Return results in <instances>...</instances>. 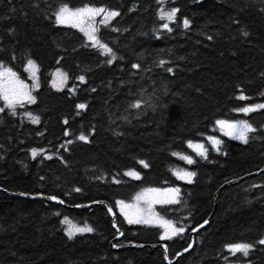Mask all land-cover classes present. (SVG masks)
Segmentation results:
<instances>
[{"label":"trees","instance_id":"obj_1","mask_svg":"<svg viewBox=\"0 0 264 264\" xmlns=\"http://www.w3.org/2000/svg\"><path fill=\"white\" fill-rule=\"evenodd\" d=\"M62 3L120 12L98 33L113 50L111 64L78 29L56 25L53 13ZM161 7L180 9L171 33L160 28ZM261 9L264 0H0V62L29 81L25 66L32 59L40 82L35 104L18 107L15 116L0 112V264H168L160 229L127 226L118 217L124 235L117 239L104 203L114 208L144 188L178 186L173 152L195 157L197 175L179 186L180 204L160 210L185 229L165 242L172 264H264L258 243L264 236V110L246 118L233 111L264 101ZM184 18L191 22L187 30ZM57 69L68 74L62 91L51 86ZM241 93L250 99H237ZM137 101L140 107H132ZM79 103L87 107L77 109ZM242 118L256 129L247 144L214 129L217 119ZM209 135L222 141L220 151L207 145V159L194 156L187 141L202 143ZM33 148L42 150L35 158ZM129 170L142 178L125 176ZM23 195L56 196L64 205ZM77 204L82 208L71 209ZM65 217L95 231L69 240ZM204 221L192 250L177 258ZM236 242L254 245L247 258L226 251Z\"/></svg>","mask_w":264,"mask_h":264},{"label":"snow or ice","instance_id":"obj_2","mask_svg":"<svg viewBox=\"0 0 264 264\" xmlns=\"http://www.w3.org/2000/svg\"><path fill=\"white\" fill-rule=\"evenodd\" d=\"M157 3L163 4L164 0H157ZM35 6V5H34ZM264 11V9H261ZM180 9L178 7H171L170 9H165L161 7L158 9L157 16L160 21L163 23L160 25V28L166 30L171 33L173 28L170 26L177 21V14ZM103 14V20L100 22L107 26L114 18L120 15L119 11L112 10L107 8L106 6L97 7L91 4H84L83 6L73 8L68 3H62L59 8L53 13L55 17V23L57 26H69L75 29H78L81 33L84 34L87 41L91 43L93 47H98L101 50V54L111 56L112 59L107 61L108 64L112 63V60L115 59V55L113 50L106 44L101 41V38L98 36L100 31L96 25V17L101 16ZM190 20L188 18L183 19V28H190ZM112 31H119V29L113 28ZM244 35H248V33H244ZM159 38V36H157ZM211 39V37H208ZM83 47H87V44L82 45ZM15 59V56H13ZM166 62L161 60L159 62V66H163ZM132 68L139 69V64H132ZM25 71L29 72L30 78L33 80V84L29 87L18 74L13 71L11 67L5 66L3 62H0V100L3 101V107H0V112H4L5 108L10 110L11 115L15 116L16 109L18 107H24L25 104H35L37 102V97L32 93L34 90L39 89L40 82L39 77L37 76L38 66L32 60L28 59L27 64L25 66ZM167 72L171 73L173 69L168 67L166 69ZM53 79L51 81V86L57 91H62L63 86L67 83L68 74L62 72L60 69H57L55 73L52 74ZM78 79L83 83L85 82V77L83 75L79 76ZM95 91V89H93ZM239 100H247L249 97L245 96L241 93L237 96ZM87 107L84 103H79L76 105L77 109H85ZM132 107L139 108L140 102L137 101ZM264 109V103H256L253 105H247L243 107L234 108L233 111L237 113H243L245 115ZM26 116L31 123L39 124L40 118L39 116L33 115L31 112H25L23 114ZM64 123L67 125L68 120L65 119ZM216 126L220 128L223 135L228 136L230 139L239 140L243 144H247L249 142L250 133L256 131L253 125L246 119H237V120H227V119H217L215 121ZM65 136L69 135L67 131L64 133ZM206 139L212 144V146L220 151V145L222 141L217 139L215 136H207ZM79 140L88 143V137L81 134L79 136ZM71 143V141H68ZM187 146L197 152V154L204 159L208 158L207 149L203 144L193 143V141H187ZM38 150L33 148L31 150L32 157L35 158L37 156ZM172 155L177 156L180 159H183L187 162V164H194L195 161L187 155H182L178 152H173ZM47 159H51V156L46 157ZM139 163L144 167L148 168L149 164L144 160H140ZM124 175L130 177L134 180H140L141 174L135 170H129L124 172ZM173 175L176 176L178 180L184 181L188 184L193 183V178L197 175L194 171H173ZM114 182L119 184L120 180L114 179ZM75 191L80 192V188H76ZM47 199L56 201L57 203L63 204L64 201L58 199L56 196H49ZM134 204H127L123 200H117L116 206L119 207L121 215L127 221L129 225H145V226H159L163 229L162 234L160 235V239L170 240L173 237L182 234L185 232L183 227H177L172 220L163 218L159 213L154 211L153 206L156 204L160 205H178L181 201V189L179 187H169V188H153L148 187L142 189L138 192L134 197ZM142 205H146L143 207ZM83 205L77 204L76 207H82ZM129 209H135L134 212L129 211ZM108 212L113 213V208L108 207ZM62 224H69L70 227L65 228V235L69 240L73 239L78 234L92 233L95 229L87 224L84 226H77L75 224H71L67 217L61 221ZM205 224L208 221H204ZM113 228H116L119 235L123 236L124 233L120 231L117 227V223L114 221L112 224ZM203 226V225H202ZM258 243L260 245H264V238L259 239ZM114 248L120 247L118 244H113ZM191 247V245H189ZM225 249L231 255L235 256L236 254H242L243 257L247 258L250 254V251L254 247L253 244L247 242H236L226 244ZM165 256L164 259L168 260V264H172L169 260L167 252L168 247L164 245ZM185 251H188L186 248ZM227 259V258H226Z\"/></svg>","mask_w":264,"mask_h":264},{"label":"rangeland","instance_id":"obj_3","mask_svg":"<svg viewBox=\"0 0 264 264\" xmlns=\"http://www.w3.org/2000/svg\"><path fill=\"white\" fill-rule=\"evenodd\" d=\"M103 20V14H101V16H98V17H96V25L95 26H97V24L98 23H100L101 21ZM99 25H104V24H102V23H100ZM30 73L28 72V80H30V83H29V81H27V80H24L23 78H20V79H22L26 84H28L29 86L30 85H32L33 84V80L30 78ZM66 86V84L63 86V88ZM262 103H264V101L262 102ZM261 110H264V109H260V110H257V111H254V113H256V112H259V111H261ZM251 113H253V112H251ZM251 113H249V114H251ZM241 115V114H240ZM242 115H245V114H243L242 113ZM248 115V114H247ZM246 115V116H247ZM214 129L216 130V132H218L220 135H222V136H225V135H223V133H222V131L220 130V128L218 127V126H215L214 127ZM225 137H228V136H225ZM229 138V137H228ZM239 141V140H238ZM200 144H203V143H200ZM204 145V144H203ZM212 144L209 142V146H211ZM204 147H205V145H204ZM191 149V148H190ZM192 151H195V150H193V149H191ZM196 152V151H195ZM186 162V161H185ZM188 167H190V166H188ZM177 171H190V169H188V168H185V169H180V170H177ZM172 187H175V186H172ZM125 203H127V204H134L135 203V200H134V198L132 199V200H130V201H127V202H125ZM143 207H146V205H142ZM157 206H160L159 204L157 205L156 204V206L154 205L153 206V209H154V211H155V209H156V207ZM115 208H116V210L118 211V213L121 215V213H120V210H119V207H117L116 206V204H115ZM169 208H171V207H169ZM129 211H131V212H134L135 211V209H129ZM158 213V212H157ZM160 214V213H159ZM160 215H162V214H160ZM121 218H123L124 219V217L121 215ZM163 218H165V217H163ZM166 219V218H165ZM125 220V219H124ZM126 221V220H125ZM71 224H75V223H73V222H71ZM68 224H65L64 226H65V228H67L68 226H67ZM134 225V224H133ZM176 225V224H175ZM77 226H84V225H81V224H78ZM145 226V225H144ZM177 226V225H176ZM70 227V226H69ZM147 227H149V226H147ZM156 227H158L159 229H161V231L163 232V229L162 228H160L159 226H156ZM177 227H179V226H177ZM178 236V235H177ZM176 237V236H175ZM175 237H173L172 239H174ZM263 238H264V236H263ZM172 239H170V240H172ZM170 240H168V241H170ZM242 255V254H241ZM233 264V263H232ZM236 264H249L248 262H239V263H236Z\"/></svg>","mask_w":264,"mask_h":264},{"label":"water","instance_id":"obj_4","mask_svg":"<svg viewBox=\"0 0 264 264\" xmlns=\"http://www.w3.org/2000/svg\"><path fill=\"white\" fill-rule=\"evenodd\" d=\"M22 198H28V199H38V200H41L42 198L39 196V197H34V196H25V195H23V196H21ZM45 200H47V199H45ZM48 201L49 202H52V203H56V201H52V200H49L48 199ZM61 205H63V204H61ZM80 208V207H79ZM78 209V208H77ZM112 215V214H111ZM203 228V226H201V227H199V229H202ZM199 229H197V230H195L194 231V233H197V231L199 230ZM121 238V235H119L118 236V238L117 239H120ZM163 248H164V246H162ZM142 248V247H141ZM192 248V245H191V247H189L188 248V251H183L182 253H179L178 255H177V258H180L182 255H184L186 252H189L190 251V249Z\"/></svg>","mask_w":264,"mask_h":264},{"label":"bare ground","instance_id":"obj_5","mask_svg":"<svg viewBox=\"0 0 264 264\" xmlns=\"http://www.w3.org/2000/svg\"><path fill=\"white\" fill-rule=\"evenodd\" d=\"M231 140H233V139H231ZM234 142H236V143H240V144H243V143H241L240 141H238V140H233ZM264 170V169H263ZM262 170V171H263ZM261 172V171H260ZM260 172H257V173H254L253 175H257V174H259ZM194 179V178H193ZM104 204H106V203H104ZM77 210V209H76ZM194 236H195V234H191V237L192 238H194ZM225 264H228V263H225Z\"/></svg>","mask_w":264,"mask_h":264}]
</instances>
